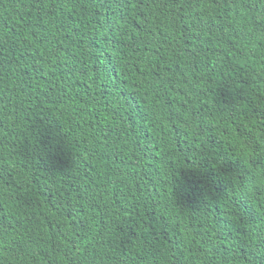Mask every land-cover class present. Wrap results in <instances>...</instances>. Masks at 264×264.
<instances>
[{"label":"trees","instance_id":"trees-1","mask_svg":"<svg viewBox=\"0 0 264 264\" xmlns=\"http://www.w3.org/2000/svg\"><path fill=\"white\" fill-rule=\"evenodd\" d=\"M262 179L264 0H0V264H264Z\"/></svg>","mask_w":264,"mask_h":264},{"label":"snow or ice","instance_id":"snow-or-ice-1","mask_svg":"<svg viewBox=\"0 0 264 264\" xmlns=\"http://www.w3.org/2000/svg\"><path fill=\"white\" fill-rule=\"evenodd\" d=\"M253 181L252 180H249V183H252ZM260 184L261 185H264V179H262L261 181H260Z\"/></svg>","mask_w":264,"mask_h":264}]
</instances>
